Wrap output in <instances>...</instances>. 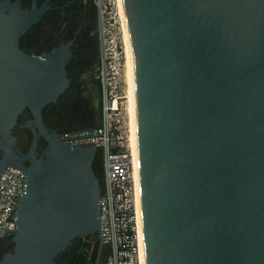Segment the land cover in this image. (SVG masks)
<instances>
[{
  "label": "water",
  "instance_id": "obj_1",
  "mask_svg": "<svg viewBox=\"0 0 264 264\" xmlns=\"http://www.w3.org/2000/svg\"><path fill=\"white\" fill-rule=\"evenodd\" d=\"M122 1L145 264H264V0ZM40 14L0 4V175L11 167L26 179L15 228L0 229L12 246L0 264H56L94 235L99 264L98 151L47 130L41 112L63 74L19 49ZM25 110L28 167L13 136Z\"/></svg>",
  "mask_w": 264,
  "mask_h": 264
},
{
  "label": "flooded vegetation",
  "instance_id": "obj_2",
  "mask_svg": "<svg viewBox=\"0 0 264 264\" xmlns=\"http://www.w3.org/2000/svg\"><path fill=\"white\" fill-rule=\"evenodd\" d=\"M4 2L0 0V4ZM16 2L26 13L33 9L41 12L37 22L21 37L19 49L27 57L43 62L50 72L63 74V91L41 112L44 126L57 135L85 130L83 128L92 120V107L99 93L97 83H100L96 76L95 0H9L10 4ZM32 120L31 113L25 110L13 129L20 154L15 160L24 167L30 164L28 155L32 140L31 131L24 126ZM65 127L73 130H64ZM45 148L46 143L39 139L35 157L39 158ZM93 169L96 173L97 165L94 164ZM11 247L9 236L0 239V261L11 252ZM76 248L74 243L66 252Z\"/></svg>",
  "mask_w": 264,
  "mask_h": 264
},
{
  "label": "built area",
  "instance_id": "obj_3",
  "mask_svg": "<svg viewBox=\"0 0 264 264\" xmlns=\"http://www.w3.org/2000/svg\"><path fill=\"white\" fill-rule=\"evenodd\" d=\"M100 85L101 125L76 132L65 131L58 137L61 140L69 139L63 142L71 146L96 148L97 157L102 162L99 214L103 248L99 264H143L144 248L138 209L139 170L124 133L123 116L114 87L108 79L103 78ZM21 187L26 188L25 175L14 168H6L0 175V229L15 228L12 216L20 197L26 194V189ZM7 236L6 231H0V239Z\"/></svg>",
  "mask_w": 264,
  "mask_h": 264
},
{
  "label": "rangeland",
  "instance_id": "obj_4",
  "mask_svg": "<svg viewBox=\"0 0 264 264\" xmlns=\"http://www.w3.org/2000/svg\"><path fill=\"white\" fill-rule=\"evenodd\" d=\"M94 5L96 9L94 31L98 51V67L96 69V76L99 77L100 83L102 78L108 79V81L112 83V86L114 87V94L119 99L120 109L123 116L122 124L124 127V133L129 139L128 105H126L128 104L126 53L118 1L95 0ZM101 107L102 89L96 96L92 107V120L89 126L83 129L97 128L101 125ZM64 130L73 129L65 127ZM96 174L98 178L102 180L103 170L101 160H98ZM100 262L101 259L99 263ZM60 264H66V260Z\"/></svg>",
  "mask_w": 264,
  "mask_h": 264
},
{
  "label": "bare ground",
  "instance_id": "obj_5",
  "mask_svg": "<svg viewBox=\"0 0 264 264\" xmlns=\"http://www.w3.org/2000/svg\"><path fill=\"white\" fill-rule=\"evenodd\" d=\"M118 1L119 14L121 19L122 32L124 37V46L126 53V66H127V80H128V120H129V139L128 144L135 157V165L137 164L138 169V151H137V136H136V119H135V98H134V79H133V65H132V55L131 47L129 44V38L127 33V26L123 11V1ZM139 170V169H138ZM138 209L140 210V197L138 199ZM141 213V212H140ZM143 264H145L144 254H143Z\"/></svg>",
  "mask_w": 264,
  "mask_h": 264
},
{
  "label": "trees",
  "instance_id": "obj_6",
  "mask_svg": "<svg viewBox=\"0 0 264 264\" xmlns=\"http://www.w3.org/2000/svg\"><path fill=\"white\" fill-rule=\"evenodd\" d=\"M97 87H98V92H100L101 91L100 83H97ZM98 160H100V158L97 157L94 163L95 166L97 165ZM76 244H77V248L74 251H68L65 252L63 255H61L57 259L56 264L65 262V260H66V264H92L97 247L96 236L94 235L87 237L85 239H78Z\"/></svg>",
  "mask_w": 264,
  "mask_h": 264
}]
</instances>
